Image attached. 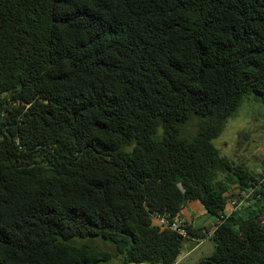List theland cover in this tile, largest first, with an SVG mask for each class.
<instances>
[{"label":"trees","instance_id":"obj_1","mask_svg":"<svg viewBox=\"0 0 264 264\" xmlns=\"http://www.w3.org/2000/svg\"><path fill=\"white\" fill-rule=\"evenodd\" d=\"M250 94L264 0H0V264H176L192 202L197 264H264V174L214 144Z\"/></svg>","mask_w":264,"mask_h":264},{"label":"rangeland","instance_id":"obj_2","mask_svg":"<svg viewBox=\"0 0 264 264\" xmlns=\"http://www.w3.org/2000/svg\"><path fill=\"white\" fill-rule=\"evenodd\" d=\"M193 131V124L186 128L187 135ZM214 144L223 156L228 157L237 164H243L250 171L262 174L264 172V106L256 103L252 94L248 95L241 107L227 122L223 134L214 141ZM232 192L234 193L232 199H237L243 207L247 208L250 205V202L245 200L249 197L248 194H243L235 188L232 189ZM244 211H241V213ZM202 219H199V221L201 222ZM189 242L190 240L186 241L183 251ZM90 243L115 254L113 245L99 239L92 240ZM214 252L215 244L213 240L207 239L203 244H199V247L191 253L190 258L178 261L176 264H197L204 256H212ZM106 264L120 263L115 256Z\"/></svg>","mask_w":264,"mask_h":264},{"label":"crops","instance_id":"obj_3","mask_svg":"<svg viewBox=\"0 0 264 264\" xmlns=\"http://www.w3.org/2000/svg\"><path fill=\"white\" fill-rule=\"evenodd\" d=\"M202 219L200 222L199 219ZM182 219H184L188 225L192 226L195 229H203L206 233L204 239L197 240L191 239L189 244L185 246V250L182 252L179 261L186 260L190 258L191 253L194 252L195 249L199 247V244H203L204 241L207 239H211L213 237V233L216 229L218 220L216 217H213L208 214L207 210L200 202H192L190 203L182 212ZM200 241V242H199ZM210 256H204L200 259L199 262L202 260L209 258Z\"/></svg>","mask_w":264,"mask_h":264},{"label":"built area","instance_id":"obj_4","mask_svg":"<svg viewBox=\"0 0 264 264\" xmlns=\"http://www.w3.org/2000/svg\"><path fill=\"white\" fill-rule=\"evenodd\" d=\"M264 174V172H263ZM245 209V207L242 206L241 202H238L237 199H232L229 203V206L227 208V217L230 215V212H241ZM224 219V218H222ZM156 223L162 228L170 227L172 230L177 231L179 234H181L184 237L188 236V223L182 219V218H176L173 221H171L167 216L165 215H158L156 217ZM218 224V223H217Z\"/></svg>","mask_w":264,"mask_h":264}]
</instances>
